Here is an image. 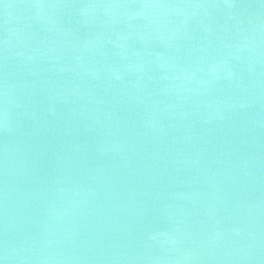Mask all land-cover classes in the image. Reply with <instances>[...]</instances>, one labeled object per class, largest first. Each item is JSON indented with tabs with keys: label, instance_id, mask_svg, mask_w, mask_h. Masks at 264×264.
<instances>
[{
	"label": "water",
	"instance_id": "obj_1",
	"mask_svg": "<svg viewBox=\"0 0 264 264\" xmlns=\"http://www.w3.org/2000/svg\"><path fill=\"white\" fill-rule=\"evenodd\" d=\"M0 264H264V0H0Z\"/></svg>",
	"mask_w": 264,
	"mask_h": 264
}]
</instances>
